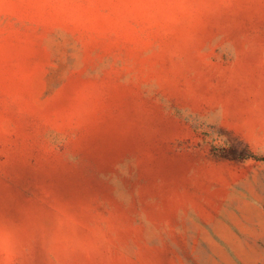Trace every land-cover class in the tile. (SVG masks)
I'll return each mask as SVG.
<instances>
[{
  "label": "rangeland",
  "instance_id": "rangeland-1",
  "mask_svg": "<svg viewBox=\"0 0 264 264\" xmlns=\"http://www.w3.org/2000/svg\"><path fill=\"white\" fill-rule=\"evenodd\" d=\"M0 264H264V0H0Z\"/></svg>",
  "mask_w": 264,
  "mask_h": 264
},
{
  "label": "trees",
  "instance_id": "trees-1",
  "mask_svg": "<svg viewBox=\"0 0 264 264\" xmlns=\"http://www.w3.org/2000/svg\"><path fill=\"white\" fill-rule=\"evenodd\" d=\"M229 157L233 156L235 159H239V160H245L248 159L249 157H251L252 155L249 154L247 151H241V152H237L236 150L231 149L229 151Z\"/></svg>",
  "mask_w": 264,
  "mask_h": 264
}]
</instances>
